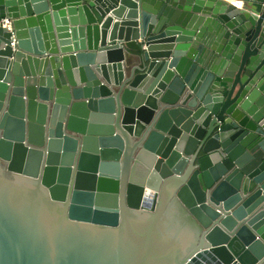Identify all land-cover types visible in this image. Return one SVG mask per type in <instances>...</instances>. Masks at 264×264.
I'll return each mask as SVG.
<instances>
[{
	"label": "water",
	"instance_id": "1",
	"mask_svg": "<svg viewBox=\"0 0 264 264\" xmlns=\"http://www.w3.org/2000/svg\"><path fill=\"white\" fill-rule=\"evenodd\" d=\"M0 264H264V0H0Z\"/></svg>",
	"mask_w": 264,
	"mask_h": 264
},
{
	"label": "built area",
	"instance_id": "2",
	"mask_svg": "<svg viewBox=\"0 0 264 264\" xmlns=\"http://www.w3.org/2000/svg\"><path fill=\"white\" fill-rule=\"evenodd\" d=\"M0 25H2L3 27H6L9 30H12V24L9 18L4 17V18H0Z\"/></svg>",
	"mask_w": 264,
	"mask_h": 264
},
{
	"label": "crops",
	"instance_id": "3",
	"mask_svg": "<svg viewBox=\"0 0 264 264\" xmlns=\"http://www.w3.org/2000/svg\"><path fill=\"white\" fill-rule=\"evenodd\" d=\"M227 1H229V2H230L231 0H227Z\"/></svg>",
	"mask_w": 264,
	"mask_h": 264
}]
</instances>
